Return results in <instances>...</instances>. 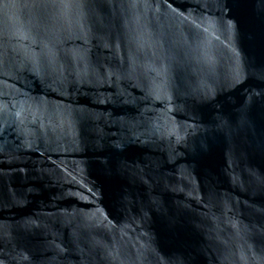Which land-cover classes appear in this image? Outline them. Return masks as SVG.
I'll use <instances>...</instances> for the list:
<instances>
[{
    "label": "water",
    "instance_id": "95a60500",
    "mask_svg": "<svg viewBox=\"0 0 264 264\" xmlns=\"http://www.w3.org/2000/svg\"><path fill=\"white\" fill-rule=\"evenodd\" d=\"M0 264H264V0H0Z\"/></svg>",
    "mask_w": 264,
    "mask_h": 264
}]
</instances>
